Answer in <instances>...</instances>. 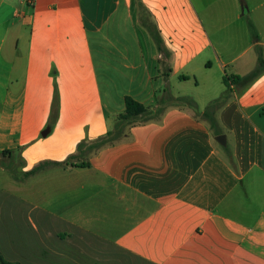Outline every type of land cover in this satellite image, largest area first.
Returning a JSON list of instances; mask_svg holds the SVG:
<instances>
[{"label":"crops","instance_id":"crops-1","mask_svg":"<svg viewBox=\"0 0 264 264\" xmlns=\"http://www.w3.org/2000/svg\"><path fill=\"white\" fill-rule=\"evenodd\" d=\"M259 57L264 0H0V156L44 164L23 181L48 200L15 215L41 232L27 255L264 264V72L236 79ZM223 95L225 146L200 118ZM126 97L160 115L79 154Z\"/></svg>","mask_w":264,"mask_h":264},{"label":"rangeland","instance_id":"rangeland-1","mask_svg":"<svg viewBox=\"0 0 264 264\" xmlns=\"http://www.w3.org/2000/svg\"><path fill=\"white\" fill-rule=\"evenodd\" d=\"M186 105V103H185ZM160 115L159 112L151 113L149 119H156ZM127 129V127H126ZM125 129V131H126ZM122 138H120L121 140ZM119 141V140H118ZM114 141L112 143H115ZM0 161L4 166L0 167V202L3 203L1 208L0 203V247L5 254L19 253L21 256H14L10 259H19L26 264H46V257L31 258L27 254L34 247L41 243L38 239L41 232L32 234L30 227L16 219V214L19 212L25 213L30 209V205H47V194L44 189V197L38 198L37 192L34 191L33 183L36 178L25 180V175L19 170L18 161L6 156H0ZM23 181L22 184H17ZM33 189V190H32ZM44 229H49V226L42 225ZM40 228V226H39ZM41 231V228H40ZM3 254V253H2ZM26 254V255H25ZM6 260V259H5ZM56 264V263H55Z\"/></svg>","mask_w":264,"mask_h":264},{"label":"trees","instance_id":"trees-1","mask_svg":"<svg viewBox=\"0 0 264 264\" xmlns=\"http://www.w3.org/2000/svg\"><path fill=\"white\" fill-rule=\"evenodd\" d=\"M249 27H250L251 34L256 38L257 36L255 34V30L253 29V26L250 25ZM262 72H264V59L259 57L257 66L253 72H251L244 78H239L236 76V79H239V80L243 79L244 81H250L251 79L255 78L257 75H259ZM224 82L227 83V80H224ZM225 98L226 96L223 95L221 98L222 100L220 99V100H216L212 102L200 114V118L208 124V128L213 136H218L222 133L217 123V120L214 116V109H216L217 106H219L221 102L225 100ZM184 101H186L185 103H187L188 105L190 104V102H188L187 100H184ZM149 116H150L149 109H147L140 103L132 100L131 98L126 97L124 99V110L116 118L113 129L109 131L104 138L96 140L91 144L80 143L77 146V152L79 154L87 153L88 151H91L92 149H99L103 146L111 145L113 144L112 142L118 141L120 140V138L122 139L127 138V134L125 133L126 127L129 128L134 123L146 122L150 120ZM2 156L10 157V152H3ZM43 165L44 164L37 166L33 168L32 170L26 172L24 174L25 177L31 176L36 171H38ZM3 166H4L3 162L0 161V167H3ZM78 166L85 167V166H88V164L82 162ZM0 264H21V263L7 261L0 254Z\"/></svg>","mask_w":264,"mask_h":264},{"label":"water","instance_id":"water-1","mask_svg":"<svg viewBox=\"0 0 264 264\" xmlns=\"http://www.w3.org/2000/svg\"><path fill=\"white\" fill-rule=\"evenodd\" d=\"M214 140L221 146H225V137L224 135H218L214 137Z\"/></svg>","mask_w":264,"mask_h":264}]
</instances>
